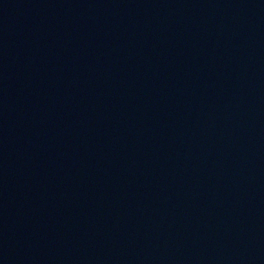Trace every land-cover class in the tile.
<instances>
[{
    "label": "water",
    "instance_id": "water-1",
    "mask_svg": "<svg viewBox=\"0 0 264 264\" xmlns=\"http://www.w3.org/2000/svg\"><path fill=\"white\" fill-rule=\"evenodd\" d=\"M0 264H264V0H0Z\"/></svg>",
    "mask_w": 264,
    "mask_h": 264
}]
</instances>
